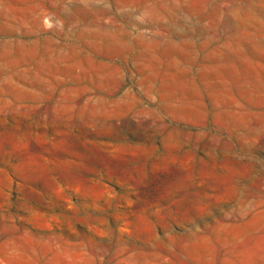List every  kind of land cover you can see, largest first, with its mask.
I'll return each instance as SVG.
<instances>
[{
	"label": "rangeland",
	"instance_id": "rangeland-1",
	"mask_svg": "<svg viewBox=\"0 0 264 264\" xmlns=\"http://www.w3.org/2000/svg\"><path fill=\"white\" fill-rule=\"evenodd\" d=\"M262 45L264 0H0V264H264Z\"/></svg>",
	"mask_w": 264,
	"mask_h": 264
},
{
	"label": "crops",
	"instance_id": "crops-1",
	"mask_svg": "<svg viewBox=\"0 0 264 264\" xmlns=\"http://www.w3.org/2000/svg\"><path fill=\"white\" fill-rule=\"evenodd\" d=\"M30 14L31 15H29L28 12H27L26 17H25L24 10H22L19 13V15H18V17L16 19V22L20 24V27H18L16 30L19 31V33L21 32V36L22 37L34 36L35 35V28H37V27H39L41 25L42 12H40L39 9L35 10L33 8V9L30 10ZM27 19L31 22L30 24H32L31 32H29L28 34L25 33L28 30L26 28L27 26H25V24H24V21L27 20ZM81 21H82V18H80V17L76 18V22L80 23ZM102 28L103 27H100L99 31L97 32V40H99V45H101V49H99V50H102L103 49V45H104V43H103L104 34H103V29ZM192 33H193L192 36L194 37V35H196V32L193 31ZM197 37H199V32H197ZM114 38H115V40L116 39L118 40L117 44L116 43L115 44L118 46V49L120 51H122L121 53L118 52L119 54L123 55V54H126L127 52H130V53L133 52V44L136 41H135V38L131 37L130 34L120 32V36L116 35V37H114ZM32 43L36 44V43H39V41H37V42L33 41ZM194 45H195L194 42H192V46H194ZM257 48H258L257 50L259 51L260 54L261 53L264 54V45L258 46ZM193 52H196L197 55L199 54V45H197L196 50H194ZM171 53H173V52H171ZM143 54H144L143 51H138V55L139 56H141ZM173 54L176 55L177 52H175ZM179 54H180V56L184 55L181 52ZM179 60L183 61V58H179Z\"/></svg>",
	"mask_w": 264,
	"mask_h": 264
}]
</instances>
